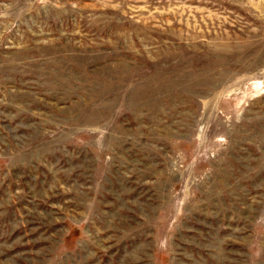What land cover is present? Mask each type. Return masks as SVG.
I'll use <instances>...</instances> for the list:
<instances>
[{"label":"rangeland","instance_id":"1","mask_svg":"<svg viewBox=\"0 0 264 264\" xmlns=\"http://www.w3.org/2000/svg\"><path fill=\"white\" fill-rule=\"evenodd\" d=\"M0 264H264V0H0Z\"/></svg>","mask_w":264,"mask_h":264}]
</instances>
